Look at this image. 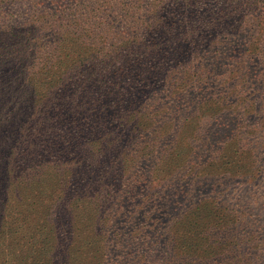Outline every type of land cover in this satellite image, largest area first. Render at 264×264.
Listing matches in <instances>:
<instances>
[{
  "label": "rangeland",
  "instance_id": "1",
  "mask_svg": "<svg viewBox=\"0 0 264 264\" xmlns=\"http://www.w3.org/2000/svg\"><path fill=\"white\" fill-rule=\"evenodd\" d=\"M60 1L0 0V98L28 90L16 79L19 59L6 53L26 48L32 56H15L32 72L42 55L31 41L68 52L74 42L65 38L87 29L88 64L96 56L97 65L113 67L116 59L105 54L118 50L120 65L143 77L121 96L138 111L123 124L110 110L99 119L107 128L94 134L79 121L55 134L3 136L0 231L11 228L19 240L0 245V264L6 254L20 264L25 239L45 224L39 211L58 194L75 198L52 205L56 219L44 232L60 264H264V0H208L219 3L217 13L197 16L149 12V3L169 0H126L128 13L123 0H78L52 21L63 23L52 38L38 27ZM38 14L47 16L42 23ZM46 110L34 104L24 112L40 121L52 113ZM13 117H2V132L18 129ZM51 156L80 165L23 173ZM10 189L16 192L4 198Z\"/></svg>",
  "mask_w": 264,
  "mask_h": 264
},
{
  "label": "trees",
  "instance_id": "2",
  "mask_svg": "<svg viewBox=\"0 0 264 264\" xmlns=\"http://www.w3.org/2000/svg\"><path fill=\"white\" fill-rule=\"evenodd\" d=\"M141 1V3H145L144 0ZM169 1L171 6H166L168 4L163 6L161 1L156 5L149 3L151 6L149 12L155 14L158 11H164L166 15L175 16L189 11L191 16H197L206 12V8L212 13H217L219 9L218 2L209 3L208 0ZM131 2L140 4L138 0H131ZM181 2H184L186 5H180ZM73 4H78V0H61L59 2L58 12L53 14L52 17L50 16L51 22H48L46 25L41 24L38 28L45 29L47 27L48 31L52 33V38H57L58 29L62 27L63 23L60 21L61 24H56L52 21L58 17L62 19L64 15L71 11V5ZM121 4L124 7L122 8L124 12L128 13V9L131 7H128L126 0H123ZM185 7H187L188 10H186ZM105 11L106 9L102 10V12ZM108 12L109 11L105 14ZM210 12L207 11V13ZM220 12L222 14L223 10ZM70 14L73 13L70 12ZM87 15H89V13L84 16L85 21H87ZM40 17L45 18L47 16L38 14L35 22L42 23L43 20H41ZM30 26H33V24ZM88 33L89 30L87 32V29H83L82 34H79L77 30H73V34H70L69 38L67 37L65 40L73 41L74 47L72 46L68 52L63 53H60V50L53 45L47 49L46 42L43 38H35L29 43L30 48L34 54L42 56L40 63L33 65L36 70L32 69V72L27 71L22 60L24 57L15 56L22 51L24 55L32 56L26 53V48H23V42L20 44L21 49L23 48L22 51L17 52L15 49L14 51L16 53L14 54L6 53L9 57L12 55L13 59H19L16 65L19 67V69L16 68L18 74L16 79L26 86L28 90L20 95H13L15 98H9L5 94L0 98V122L2 117L12 114L14 115L13 118L17 122L16 127L18 128L2 132L1 129L4 128V125L0 123V134L3 133L0 135L1 143L4 142L3 136H6L5 141H8V133L17 135L21 132L25 137L28 135V132H30L39 137L41 132L44 131L46 133L55 134L61 125L65 126L68 130H73L76 128L74 125L79 121L81 122L79 125L81 131L86 130L89 134L100 131L104 132L107 128V124L99 119L105 116L110 110L117 111L116 115L117 113L122 114V117L116 118V122L124 124L128 122L132 123L135 120L133 117L128 116L124 118V116L137 115L138 108L136 104H134L132 100L126 101L121 99V96L123 92L126 91L128 94L134 92L140 86L139 83L144 81L143 77L135 74L128 66L120 65V62L117 60L120 55V51L118 50H115L111 54H109V52L105 54V60L116 59V64L113 67L97 65L94 63L96 56L93 58V62L88 64L87 61H90V53L88 52L89 48L85 46L84 42L85 38L89 37ZM30 36L31 34L28 32L27 35H22L21 37L29 40ZM42 37L45 38L46 36ZM18 41L19 38L17 39V42ZM96 54L97 53H92L91 57ZM106 76H109V78ZM14 77H16V73ZM133 84L138 85L134 86ZM34 104H38L41 107L44 105V108H47L46 111L49 112L52 110V113L46 115L43 120L38 121L36 119L32 121L28 116H25L27 113H25L24 110ZM97 114L100 115L99 118H97ZM74 140L75 138H73V141ZM96 141L97 144H99L101 142V137ZM61 160L59 156L44 158L40 164L28 169L26 168L23 173L35 170L33 168L50 164H57L59 167L64 168L66 172H69L77 165H80V163L77 164L73 160ZM15 178L16 177H11V180ZM15 192L16 189H10L7 195H4V198H11L8 195L14 194ZM73 199H75L73 196L67 198L58 194V196H53V203L51 205L39 211L38 216L45 224L42 225V229L40 227L36 228L28 235L27 239H25L26 244L29 245V250L28 253H25L23 257L19 258L20 264H60L55 252L47 251L46 245L48 244L51 233L44 234V232L48 228V223L56 219L57 207L53 210L52 208L54 206L52 205L65 206L71 203ZM61 220L68 219L64 217ZM0 229H2V226H0ZM12 233H14V231L11 228L6 229V231H0V245L4 241H7V239L18 241L19 239ZM12 263H16V260H11L6 254L3 259V264Z\"/></svg>",
  "mask_w": 264,
  "mask_h": 264
}]
</instances>
